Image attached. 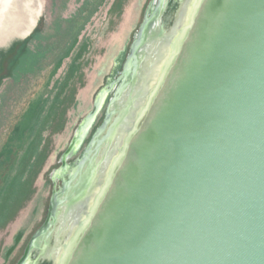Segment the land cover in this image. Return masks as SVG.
I'll use <instances>...</instances> for the list:
<instances>
[{"label": "water", "instance_id": "95a60500", "mask_svg": "<svg viewBox=\"0 0 264 264\" xmlns=\"http://www.w3.org/2000/svg\"><path fill=\"white\" fill-rule=\"evenodd\" d=\"M149 1L0 0V264H264V0Z\"/></svg>", "mask_w": 264, "mask_h": 264}, {"label": "flooded vegetation", "instance_id": "af4514ba", "mask_svg": "<svg viewBox=\"0 0 264 264\" xmlns=\"http://www.w3.org/2000/svg\"><path fill=\"white\" fill-rule=\"evenodd\" d=\"M160 1H161V5H160ZM179 5V0H150L145 8L143 17H142V21L140 23V25L142 24L144 18H145V14L146 11L148 10V17L150 18H154V17H158L155 20V23H158V27L162 28L164 26H166V24L173 19L174 14H175V10L177 9ZM39 18V17H38ZM37 23V21H36ZM33 27V29L25 36L23 37H15V38H10L4 41V43L1 45V48H4V46H10L11 44L16 43V47L15 50H17L18 46L21 45V48L23 47V44H25V41L29 38V36L36 31V28L39 24H36ZM140 25L138 26V28L136 29L135 33L133 34V37L131 39V42L129 43V45H127L126 48H124V50L120 53V58L121 63H118L115 67V71L111 73V75L109 76V80L107 81L106 86H104V88H102V90H100L97 99L95 101V106H94V111L91 112V114L93 113V120L95 119L96 113L100 110L101 106L105 103V112L104 115L102 117L101 122L96 126L95 130L93 131L92 135L94 134V132L96 131L97 128H99V126L102 124L105 115L107 112L112 111L113 112V104L110 105L109 100L113 99L115 97V93L117 92V90L120 88V84L122 81V78H120L121 76V70H122V65L125 62V59L128 55V51L130 48V45L132 43V40L135 36V34L137 33ZM152 25V24H151ZM7 46V47H8ZM6 48V47H5ZM20 48V49H21ZM14 50V51H15ZM14 53V52H13ZM9 58V57H8ZM8 59L6 61H4L3 63V70H0V75L1 73L4 71L5 66L7 65ZM120 78V79H119ZM105 97V100L102 101V98ZM104 99V98H103ZM90 115V114H89ZM88 115V116H89ZM87 119V118H86ZM93 123V121H92ZM82 125V124H81ZM92 125V124H91ZM80 126V125H79ZM78 126V127H79ZM81 130V128H78L77 133L75 134L72 142L69 144L68 149L66 151L65 154L62 155L61 159H60V167L54 172L53 174V179H52V190H51V197L53 195V193H57L59 191V189L62 187L63 185V181L68 179L69 176V171L66 170V166L70 168H72L75 164H77L78 160L81 158L83 151L85 150V148L88 146V143L92 137L89 138V140H87V142H85L84 146L81 149V152L79 153V155L73 160L72 164H68L66 163V159L68 158V156L73 155L77 150H79V148H81V146L83 145L85 138L87 136L88 130L86 131V133L83 135V138L80 140V142L78 141V132ZM51 201V198H50ZM49 206H50V202L46 211V214L44 216L43 221L41 222V224L36 227L32 234L29 236L26 244L23 246L22 251L19 255H15L14 252L17 251V247L18 244L23 236V230L19 231L16 236H14L13 238V243L7 248L4 256H3V260L4 262L2 264H18L20 262V260L22 259V257L25 254V250L29 244V242L32 239V236L35 234V232L45 223V221L47 220L48 216H49ZM59 226V224H57V227ZM55 234L53 233L51 238L49 239V245L50 247L53 246V243L55 241ZM44 245V241L41 243V246ZM41 253V248L39 249H33L31 251V253L29 254V258H28V262H26V264H44L46 262V259L40 255ZM16 256V257H14ZM16 258V259H15ZM15 259V260H14ZM14 260V261H13ZM13 261V263H12Z\"/></svg>", "mask_w": 264, "mask_h": 264}]
</instances>
